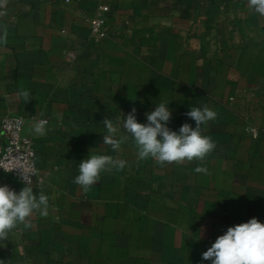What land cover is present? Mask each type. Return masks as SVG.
Instances as JSON below:
<instances>
[{
	"label": "crops",
	"instance_id": "0c3cea01",
	"mask_svg": "<svg viewBox=\"0 0 264 264\" xmlns=\"http://www.w3.org/2000/svg\"><path fill=\"white\" fill-rule=\"evenodd\" d=\"M0 127L25 118L38 152L49 215L27 218L0 240L4 264H211L202 260L228 227L264 223V16L248 0H0ZM110 6V33L96 41L89 19ZM21 87L34 97L25 102ZM165 102L178 131L191 107L216 119L203 134L216 147L203 161L160 167L138 160L129 141L103 144L105 117L136 108L137 120ZM43 112V116H41ZM47 119L46 136L31 132ZM255 124L260 135L246 127ZM5 139L0 133V156ZM90 154L119 156L84 191L78 165ZM207 167L209 174L195 172ZM24 187L0 170V186Z\"/></svg>",
	"mask_w": 264,
	"mask_h": 264
},
{
	"label": "clouds",
	"instance_id": "9594fccd",
	"mask_svg": "<svg viewBox=\"0 0 264 264\" xmlns=\"http://www.w3.org/2000/svg\"><path fill=\"white\" fill-rule=\"evenodd\" d=\"M248 6L254 13L264 16V0H248ZM5 15L6 11H0V17ZM7 43V26L0 25V45ZM19 95L25 102L34 98L23 87ZM168 104L160 102L153 111L146 112V123L138 122L134 107L116 121L105 117L102 122L106 129L103 144L109 146L114 153H119L121 146L131 141L136 148L138 160L153 159L160 167L173 162L180 164L185 161H203L216 145L211 137L203 134L202 126L216 119L217 112L207 104L191 107L185 115L195 121V127L184 123L178 131H173L168 127L172 119ZM43 114L41 112V116ZM48 124L47 119L34 120L31 132L36 136H46L50 131ZM126 164L127 161L119 156L90 154L79 163V175L73 182L88 191L100 181L102 172L120 171ZM12 170L4 169L5 172ZM195 172L209 174L207 167L202 166H197ZM32 176H37L34 165L27 172L22 169L20 177L25 186L19 192L7 184L0 186V240H7L9 232L19 225L30 229L32 223L27 218L34 211L42 217H48L49 197L43 192H33ZM202 260L211 261V264H264V223L253 217L247 222L228 227L202 253ZM0 264H4V261L0 260Z\"/></svg>",
	"mask_w": 264,
	"mask_h": 264
},
{
	"label": "built area",
	"instance_id": "2783aa9c",
	"mask_svg": "<svg viewBox=\"0 0 264 264\" xmlns=\"http://www.w3.org/2000/svg\"><path fill=\"white\" fill-rule=\"evenodd\" d=\"M110 11L109 5H101L97 15L89 19L91 34L96 41H102L109 36ZM25 123V118L20 115L8 114L4 116L0 127V133L5 139L0 156V170L5 172L4 169H13L5 173L25 185L20 177V172L22 169L27 172L34 165L37 170V176L31 177L32 187H34L40 183L38 152L33 138L24 132ZM246 131L254 138L260 135V130L255 124H249Z\"/></svg>",
	"mask_w": 264,
	"mask_h": 264
}]
</instances>
